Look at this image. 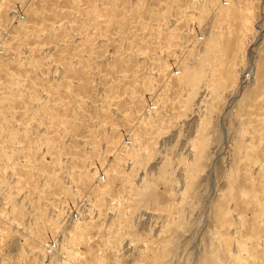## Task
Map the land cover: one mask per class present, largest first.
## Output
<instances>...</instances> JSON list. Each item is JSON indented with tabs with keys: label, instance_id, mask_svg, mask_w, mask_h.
Segmentation results:
<instances>
[{
	"label": "rangeland",
	"instance_id": "1",
	"mask_svg": "<svg viewBox=\"0 0 264 264\" xmlns=\"http://www.w3.org/2000/svg\"><path fill=\"white\" fill-rule=\"evenodd\" d=\"M0 264H264V0H0Z\"/></svg>",
	"mask_w": 264,
	"mask_h": 264
}]
</instances>
